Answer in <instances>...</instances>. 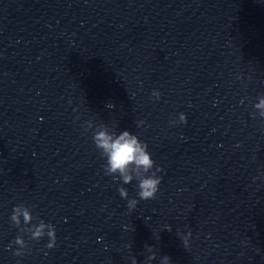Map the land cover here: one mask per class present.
<instances>
[{
  "label": "clouds",
  "instance_id": "obj_1",
  "mask_svg": "<svg viewBox=\"0 0 264 264\" xmlns=\"http://www.w3.org/2000/svg\"><path fill=\"white\" fill-rule=\"evenodd\" d=\"M152 96L158 100L161 93L154 90ZM107 105L113 104L109 102ZM254 107L260 110L259 115L261 118H264V96L259 97V103H256ZM179 122L187 123L185 114L181 113L179 115ZM142 124L143 121L137 122V126ZM91 128L92 125L89 123L85 131ZM92 139L96 149L106 161L104 164L105 175L111 176L114 180H120L125 185L136 180L138 182L137 195L140 200L147 201L156 198L162 179L157 173L161 172L162 169L155 166V162L152 159L151 153L148 151V145L146 143L142 142L137 135L131 133L129 130H123L117 134L115 131H110L107 125H101L96 128ZM154 168L155 170H153ZM118 192L121 198L127 200L129 210L136 208L138 200L136 198L128 199L129 194L125 187L120 186ZM34 207L35 205L31 207L24 204L16 205L13 208L10 220L15 227L21 230L22 217L23 225L26 226L27 232L29 233V239L39 241L44 236H47L49 239L46 247L52 249L56 244L55 227L51 223L46 224L43 220H40L38 224H32L34 219L32 208ZM29 225L31 226L29 227ZM167 230L170 231V227ZM190 236L191 233L189 232L187 235L180 237L185 249L189 247ZM14 243L19 246L16 248L14 255H24L25 249L28 246L23 236L18 235ZM145 251L148 255L144 260V264H152V261L156 259V251L150 245H145ZM131 264H137L135 256L132 257ZM160 264H171L170 257L163 256L160 259Z\"/></svg>",
  "mask_w": 264,
  "mask_h": 264
}]
</instances>
